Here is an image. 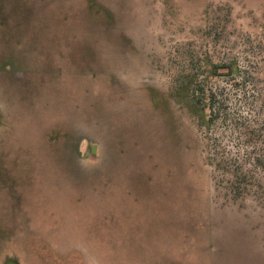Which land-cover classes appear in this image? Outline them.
<instances>
[{
  "label": "rangeland",
  "instance_id": "rangeland-1",
  "mask_svg": "<svg viewBox=\"0 0 264 264\" xmlns=\"http://www.w3.org/2000/svg\"><path fill=\"white\" fill-rule=\"evenodd\" d=\"M190 47L254 66L224 96L264 126V0H0V264H264V165L205 164Z\"/></svg>",
  "mask_w": 264,
  "mask_h": 264
},
{
  "label": "trees",
  "instance_id": "trees-1",
  "mask_svg": "<svg viewBox=\"0 0 264 264\" xmlns=\"http://www.w3.org/2000/svg\"><path fill=\"white\" fill-rule=\"evenodd\" d=\"M188 55L190 66L185 67L186 71L176 76L173 90L177 98L184 99L186 109L197 122L204 136L203 142L207 150L211 152L207 155L205 164L210 165L214 162L216 170L230 175L228 181L234 186L237 185V181L241 184L243 182L250 184L253 179L252 169L264 165V126L256 125V119H250V115L246 117L230 111L228 99L224 95L235 89L234 92L240 94V100H244L249 110H252L253 99H256L255 93H257L254 91L258 84L253 71L254 66L248 64L245 69L235 58L227 61H213L209 51L198 55L192 47L188 49ZM223 79L222 87L213 85L215 81ZM151 98L153 105L156 106L155 92ZM261 107L264 108V104H261ZM253 113L251 111L249 114ZM222 120L237 138L235 139L236 150L237 148L240 151L245 149L244 153L227 151L225 146L220 145L219 138H213V128ZM217 156L220 159H217ZM249 158H253V163L249 161Z\"/></svg>",
  "mask_w": 264,
  "mask_h": 264
}]
</instances>
